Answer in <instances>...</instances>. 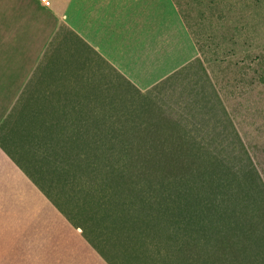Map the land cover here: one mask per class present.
I'll return each mask as SVG.
<instances>
[{
    "label": "rangeland",
    "instance_id": "374dc122",
    "mask_svg": "<svg viewBox=\"0 0 264 264\" xmlns=\"http://www.w3.org/2000/svg\"><path fill=\"white\" fill-rule=\"evenodd\" d=\"M170 1L197 42V59L149 90L124 86L117 100L105 102L109 106L37 108L27 94L19 109L27 114L17 118L35 114L69 128L101 119L117 126L115 137L166 118L174 129L163 133L187 139L199 160L190 170L164 174L161 187L168 196L177 191L182 224L191 223L189 232L181 226L182 238H202L209 225L224 230L232 205L250 204L257 220L256 203L264 196V0ZM79 135H86L84 128ZM17 184L0 179V264H105L35 186ZM260 229L258 234L264 224ZM152 232L151 240L160 244L162 234ZM238 251L231 262L212 256L192 264H261L255 252Z\"/></svg>",
    "mask_w": 264,
    "mask_h": 264
},
{
    "label": "trees",
    "instance_id": "16d2710c",
    "mask_svg": "<svg viewBox=\"0 0 264 264\" xmlns=\"http://www.w3.org/2000/svg\"><path fill=\"white\" fill-rule=\"evenodd\" d=\"M259 78L264 83V75ZM23 98L1 125L0 146L105 264H192L212 256L231 262L239 249L264 263V232L258 234L264 196L256 203L257 220L250 204L232 205L224 230L209 225L202 238H182L181 226L189 232L191 223L182 224L177 191L168 196L161 183L164 174L190 170L199 159L187 139L163 133L174 129L166 118L115 137L117 126L101 119L69 128L34 113L17 118L27 114L19 111ZM81 128L86 135H79ZM152 229L162 234L160 244L151 240ZM244 253L239 256L250 260Z\"/></svg>",
    "mask_w": 264,
    "mask_h": 264
},
{
    "label": "crops",
    "instance_id": "0c3cea01",
    "mask_svg": "<svg viewBox=\"0 0 264 264\" xmlns=\"http://www.w3.org/2000/svg\"><path fill=\"white\" fill-rule=\"evenodd\" d=\"M167 0H0V126L21 97L37 108L109 106L198 57ZM28 179L0 146V179Z\"/></svg>",
    "mask_w": 264,
    "mask_h": 264
},
{
    "label": "built area",
    "instance_id": "2783aa9c",
    "mask_svg": "<svg viewBox=\"0 0 264 264\" xmlns=\"http://www.w3.org/2000/svg\"><path fill=\"white\" fill-rule=\"evenodd\" d=\"M46 5H50L51 0H42Z\"/></svg>",
    "mask_w": 264,
    "mask_h": 264
}]
</instances>
